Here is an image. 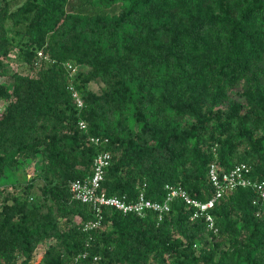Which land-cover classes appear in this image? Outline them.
Returning a JSON list of instances; mask_svg holds the SVG:
<instances>
[{
  "label": "trees",
  "instance_id": "1",
  "mask_svg": "<svg viewBox=\"0 0 264 264\" xmlns=\"http://www.w3.org/2000/svg\"><path fill=\"white\" fill-rule=\"evenodd\" d=\"M0 101V264H264L252 186L209 210L216 232L181 198L83 231L69 188L104 151L102 190L128 200L206 201L213 162L264 180V0H0Z\"/></svg>",
  "mask_w": 264,
  "mask_h": 264
},
{
  "label": "built area",
  "instance_id": "2",
  "mask_svg": "<svg viewBox=\"0 0 264 264\" xmlns=\"http://www.w3.org/2000/svg\"><path fill=\"white\" fill-rule=\"evenodd\" d=\"M42 56L41 51L38 52ZM68 68L72 69L70 64ZM72 98L78 108L83 106L82 98L78 91L70 87ZM79 127L86 130V123L82 120L79 122ZM92 141L97 139L91 138ZM110 154L107 151L98 153L93 161L92 174L87 179H76L70 182L69 188L72 197L82 203L91 206L94 218L82 225L83 231H89L100 227L101 225V208L113 207L122 213H135L142 216L146 211L152 210L156 212L157 218L162 219L163 215L170 210V203L175 198H181L185 204L194 208L191 218L202 216L209 230L216 232L214 219L209 210L215 205L217 200L222 198L225 193L232 192L237 187L252 186L260 192L261 197H264V180L255 181L247 177L250 172V167L245 163L236 164L229 170H224L215 162L209 165V180L214 187L212 196L206 201H199L192 198L180 185L166 184L167 191L164 199L154 201L146 198L143 191L134 200H128L125 196L107 195L101 187V182L104 177V171L109 165Z\"/></svg>",
  "mask_w": 264,
  "mask_h": 264
},
{
  "label": "rangeland",
  "instance_id": "3",
  "mask_svg": "<svg viewBox=\"0 0 264 264\" xmlns=\"http://www.w3.org/2000/svg\"><path fill=\"white\" fill-rule=\"evenodd\" d=\"M13 68H17V69H21L20 71L22 72V69H23V73H28V74H31V70L28 69L27 67L24 68V67H21V66H16V64H12ZM90 88L94 91H98L99 90V85L92 81L90 84H89ZM4 105V102L3 101H0V106L2 107ZM30 171V169L28 170ZM6 182V178L2 177L0 179V183L1 184H4ZM44 249V248H43ZM43 249L39 248V250L36 252V255H35V261L39 259L40 257V254L44 251Z\"/></svg>",
  "mask_w": 264,
  "mask_h": 264
}]
</instances>
